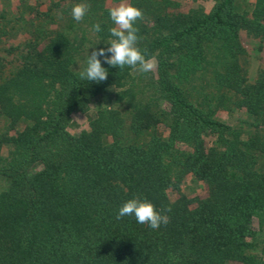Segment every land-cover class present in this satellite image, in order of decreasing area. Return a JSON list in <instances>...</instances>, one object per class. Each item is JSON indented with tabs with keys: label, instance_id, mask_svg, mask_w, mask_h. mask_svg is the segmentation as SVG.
<instances>
[{
	"label": "trees",
	"instance_id": "obj_1",
	"mask_svg": "<svg viewBox=\"0 0 264 264\" xmlns=\"http://www.w3.org/2000/svg\"><path fill=\"white\" fill-rule=\"evenodd\" d=\"M128 2L143 10L137 46L157 67L100 57V83L78 72L110 46L120 0L0 11V44L25 34L12 60L0 54V264H264V68L250 81L241 41L244 30L264 42V0ZM241 110L250 120L219 115ZM188 176L206 194L182 192ZM132 198L170 208L169 223L117 219Z\"/></svg>",
	"mask_w": 264,
	"mask_h": 264
},
{
	"label": "clouds",
	"instance_id": "obj_2",
	"mask_svg": "<svg viewBox=\"0 0 264 264\" xmlns=\"http://www.w3.org/2000/svg\"><path fill=\"white\" fill-rule=\"evenodd\" d=\"M88 12V6L84 3L75 4L71 9V15L77 22H81ZM110 19L114 26L110 28V35L113 37L107 48H100L89 54L86 67L78 72L79 78L96 83L103 82L108 78V69L102 66L100 57L104 63L112 66L133 69L138 68L141 73L153 72L157 67L156 58H146L141 49L137 46L139 28L137 21L144 17L143 10L128 2L120 0L118 5L109 9ZM92 31L100 32V24L93 25ZM171 209L157 210L156 206L147 199L132 198L127 200L118 210L117 219L126 216H134L140 224H147L153 230L160 226L167 225L170 221L166 214Z\"/></svg>",
	"mask_w": 264,
	"mask_h": 264
},
{
	"label": "rangeland",
	"instance_id": "obj_3",
	"mask_svg": "<svg viewBox=\"0 0 264 264\" xmlns=\"http://www.w3.org/2000/svg\"><path fill=\"white\" fill-rule=\"evenodd\" d=\"M27 2V0H25ZM28 2H35V0H28ZM21 0H0V11L3 8H7L11 15H15L17 11V6H19ZM209 5V4H208ZM210 6V5H209ZM46 9L47 5L41 6ZM19 27V24H18ZM25 38L23 32L14 31L12 36L0 44V54L6 57L8 60H12L17 52L9 53L7 49L11 46L21 45ZM241 41L245 48L247 49V66H248V76L250 81H254L261 69L264 68V42L261 39L248 34L246 31H241ZM99 103V99L94 100L91 104V109L87 113H76L73 116V121L71 124V129L74 133H78L81 130L88 128L89 117L96 111ZM220 118L225 121L236 123L242 119H249L248 114L245 111H234L228 113L226 111L219 112ZM182 192L186 193L190 197L196 195L206 194V185L202 181L196 180L192 176H188L184 183L182 184Z\"/></svg>",
	"mask_w": 264,
	"mask_h": 264
}]
</instances>
